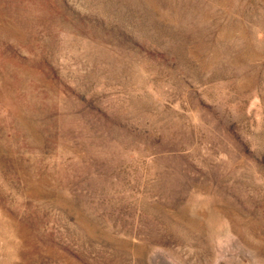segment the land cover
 <instances>
[{
  "label": "rangeland",
  "instance_id": "obj_1",
  "mask_svg": "<svg viewBox=\"0 0 264 264\" xmlns=\"http://www.w3.org/2000/svg\"><path fill=\"white\" fill-rule=\"evenodd\" d=\"M0 264H264V0H0Z\"/></svg>",
  "mask_w": 264,
  "mask_h": 264
}]
</instances>
